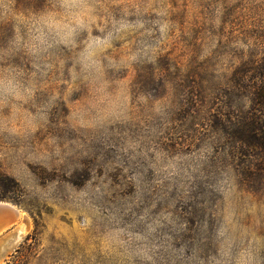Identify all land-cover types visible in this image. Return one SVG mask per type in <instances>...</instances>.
Segmentation results:
<instances>
[{"label": "rangeland", "instance_id": "1", "mask_svg": "<svg viewBox=\"0 0 264 264\" xmlns=\"http://www.w3.org/2000/svg\"><path fill=\"white\" fill-rule=\"evenodd\" d=\"M0 264H264V0H0Z\"/></svg>", "mask_w": 264, "mask_h": 264}, {"label": "water", "instance_id": "2", "mask_svg": "<svg viewBox=\"0 0 264 264\" xmlns=\"http://www.w3.org/2000/svg\"><path fill=\"white\" fill-rule=\"evenodd\" d=\"M2 202H5L4 203L5 205L0 204V231L3 228L7 227L8 225L15 223L14 219L17 214L16 210L18 209V208H14L13 206L15 205L7 201H2Z\"/></svg>", "mask_w": 264, "mask_h": 264}, {"label": "bare ground", "instance_id": "3", "mask_svg": "<svg viewBox=\"0 0 264 264\" xmlns=\"http://www.w3.org/2000/svg\"><path fill=\"white\" fill-rule=\"evenodd\" d=\"M2 201L3 200L0 201V204L5 205L4 204L5 202H2ZM13 207L17 208L15 206H13ZM16 211H17V214L15 216L14 222L18 221L19 223H18L16 231L13 235V243L15 241H17L20 238L21 234L26 230L24 223L27 222V220H25L26 222L24 220H22V219H26V216H24V214H22L19 209H17Z\"/></svg>", "mask_w": 264, "mask_h": 264}, {"label": "trees", "instance_id": "4", "mask_svg": "<svg viewBox=\"0 0 264 264\" xmlns=\"http://www.w3.org/2000/svg\"><path fill=\"white\" fill-rule=\"evenodd\" d=\"M0 185L8 186V184L4 181L3 177H0ZM0 198L1 199H6V195H5L4 192H0Z\"/></svg>", "mask_w": 264, "mask_h": 264}]
</instances>
